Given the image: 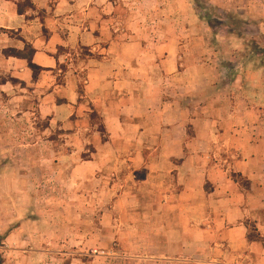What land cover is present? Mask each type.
I'll list each match as a JSON object with an SVG mask.
<instances>
[{"label": "crops", "instance_id": "1", "mask_svg": "<svg viewBox=\"0 0 264 264\" xmlns=\"http://www.w3.org/2000/svg\"><path fill=\"white\" fill-rule=\"evenodd\" d=\"M236 2L264 31V0ZM218 4L226 7L224 1ZM98 21L103 23L83 16L70 19L59 45L89 47L97 53L80 59L82 87L112 143L95 150L90 170L104 200L116 203L107 216L135 222L123 223L126 239L121 244H181L185 254L170 258L171 264H264V131L255 108L258 80H225L210 102L203 92L195 96L199 84L193 80L204 74L190 72L180 61L176 36L164 35L153 44L135 37L118 41L120 35L108 41L102 32L95 33ZM20 27L29 43V24ZM103 41L105 46L100 45ZM32 47L33 62L45 68L41 75L57 66L59 59L47 53L51 48H41L38 42ZM9 58L18 61L25 78L33 76L24 59ZM248 72L260 73L256 68ZM183 73L187 76L180 80ZM201 84L208 89L209 83L205 88ZM67 100L77 104L78 99ZM216 105L219 114H212ZM24 225L29 220L13 225L10 236ZM51 245L17 244L19 249H9L17 256L14 264H66L63 245ZM3 264H10L9 259Z\"/></svg>", "mask_w": 264, "mask_h": 264}, {"label": "rangeland", "instance_id": "2", "mask_svg": "<svg viewBox=\"0 0 264 264\" xmlns=\"http://www.w3.org/2000/svg\"><path fill=\"white\" fill-rule=\"evenodd\" d=\"M80 16L102 19L95 33L102 32L108 41L120 35L118 41L135 37L153 44L164 35L176 36L180 61L191 67L190 72L204 74L193 80L199 84L195 96L203 92L210 102L225 80L239 76L243 81L258 80L260 98L255 108L263 131L264 31L250 22L247 10L236 0H0V264L7 259L14 264L17 256L9 248L19 249L17 244L48 248L62 244L66 264H171L170 258L185 254L181 244L158 248L121 244L126 239L123 223L135 222L107 216L116 203L104 200L99 181L91 174L92 154L112 142L82 87L80 59L97 55L96 51L59 45L69 32L66 23ZM26 23L29 43L20 27ZM32 42L51 48L47 53L59 63L44 75L37 71L25 78L8 49L22 50ZM100 43L105 46L106 41ZM251 68L260 73L246 74ZM186 76L181 74L180 80ZM201 83L204 88L209 83L208 89H202ZM67 97L77 98V104ZM216 107L212 114H219ZM187 131L191 133L190 128ZM119 192L117 185L115 193ZM25 220L29 225L10 236L12 226ZM95 248L109 254H92ZM194 251L189 249L191 256ZM73 257L83 261L74 262Z\"/></svg>", "mask_w": 264, "mask_h": 264}, {"label": "trees", "instance_id": "3", "mask_svg": "<svg viewBox=\"0 0 264 264\" xmlns=\"http://www.w3.org/2000/svg\"><path fill=\"white\" fill-rule=\"evenodd\" d=\"M18 12L22 14L20 10H18ZM25 49H27V53L24 52ZM8 50L11 52L8 54V56H13L26 60L27 67L31 69V71L33 72V76L36 74L37 71H41L45 69L33 62V55L35 53V49L30 44H25V47L22 50H18L15 48Z\"/></svg>", "mask_w": 264, "mask_h": 264}, {"label": "built area", "instance_id": "4", "mask_svg": "<svg viewBox=\"0 0 264 264\" xmlns=\"http://www.w3.org/2000/svg\"><path fill=\"white\" fill-rule=\"evenodd\" d=\"M92 254H97V255H107L109 252H105L104 250H98V249H93Z\"/></svg>", "mask_w": 264, "mask_h": 264}]
</instances>
